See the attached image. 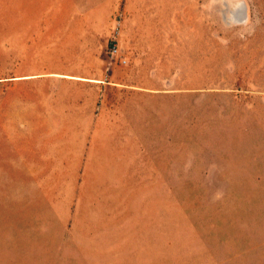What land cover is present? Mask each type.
Returning a JSON list of instances; mask_svg holds the SVG:
<instances>
[{"label":"rangeland","instance_id":"1","mask_svg":"<svg viewBox=\"0 0 264 264\" xmlns=\"http://www.w3.org/2000/svg\"><path fill=\"white\" fill-rule=\"evenodd\" d=\"M34 57L134 92L37 128ZM3 144L0 264H264V0H0Z\"/></svg>","mask_w":264,"mask_h":264},{"label":"crops","instance_id":"2","mask_svg":"<svg viewBox=\"0 0 264 264\" xmlns=\"http://www.w3.org/2000/svg\"><path fill=\"white\" fill-rule=\"evenodd\" d=\"M36 51L32 55H36ZM131 57L132 49L125 55L120 54L117 58L125 59L127 63V60H130ZM38 63L40 61L38 62V59L35 58L27 74L10 78V81L44 80L51 82L52 88L43 90L42 95L39 90H36L34 100L27 102L29 109L33 108L37 115L36 122L40 126L37 125L36 127L40 129L48 127L42 125L44 118L38 117L42 114L55 115L49 122L58 125H52L50 127L52 129L90 128L92 114L95 113L99 102L100 113L105 110L106 112L112 110L108 109L109 103L115 105V111L117 112L120 103L119 98H124L126 95L130 96L134 92V90H122L117 87L122 86L120 81L132 80L130 74L119 75L118 77L115 74H110L105 81L99 80L100 74L94 71V67H100L97 61L93 62L91 70L85 71L81 69L82 66H77L76 61L71 59L57 60L48 73L40 72L37 67ZM103 83L105 84L102 85ZM20 151L10 145H0V171L11 170L14 166L11 160L7 158V154ZM21 167L22 165L18 166V168ZM0 176L6 175L0 174Z\"/></svg>","mask_w":264,"mask_h":264},{"label":"built area","instance_id":"3","mask_svg":"<svg viewBox=\"0 0 264 264\" xmlns=\"http://www.w3.org/2000/svg\"><path fill=\"white\" fill-rule=\"evenodd\" d=\"M111 54H112V56H114V57H118V56H119V48H118L117 44H114V45L112 46ZM119 60H120V62H121L122 64H125V63H126V60H125V59H121V58H120Z\"/></svg>","mask_w":264,"mask_h":264},{"label":"water","instance_id":"4","mask_svg":"<svg viewBox=\"0 0 264 264\" xmlns=\"http://www.w3.org/2000/svg\"><path fill=\"white\" fill-rule=\"evenodd\" d=\"M240 16H238V17H240V18H245V14H244V7H242V9H240Z\"/></svg>","mask_w":264,"mask_h":264}]
</instances>
